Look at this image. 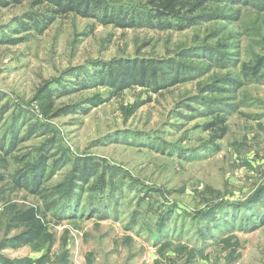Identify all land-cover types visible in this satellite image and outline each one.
<instances>
[{
	"label": "rangeland",
	"instance_id": "rangeland-1",
	"mask_svg": "<svg viewBox=\"0 0 264 264\" xmlns=\"http://www.w3.org/2000/svg\"><path fill=\"white\" fill-rule=\"evenodd\" d=\"M102 1L183 12L171 9L172 0ZM207 9L226 18L176 31L121 28L69 12L38 32L16 25L42 11L34 0L0 5V108L13 105L0 116V131L5 146L18 136L9 156L0 155V172L36 168L46 152L65 166L45 186L67 191L87 168L80 199L107 203L100 216L58 222L49 213L41 235L1 250L0 264H264V224L243 230L237 213L204 215L215 202L233 205L264 185V82L244 76L255 64L264 68V14ZM195 44L219 53L203 50L210 60L181 54ZM171 57L195 76L155 89L106 84L107 62ZM239 75L242 84L230 80ZM204 99L221 107L223 121L200 113ZM12 113H21L17 125ZM14 155L27 160L19 164ZM10 198L39 201L23 190ZM253 210H237L243 224Z\"/></svg>",
	"mask_w": 264,
	"mask_h": 264
},
{
	"label": "trees",
	"instance_id": "trees-1",
	"mask_svg": "<svg viewBox=\"0 0 264 264\" xmlns=\"http://www.w3.org/2000/svg\"><path fill=\"white\" fill-rule=\"evenodd\" d=\"M21 1L22 0H0V5L20 3ZM34 2L42 11L28 12L23 16L22 20L16 22V25L22 29L26 27L28 29V27L31 26V28L38 30V32L49 25L51 21H54L56 17L69 12L84 17L95 18L99 23L112 24L113 26L121 28L148 27L156 30L175 29L176 31L192 26L195 27L205 20L213 21L226 18L221 11L211 14L207 9L208 3H212L220 8L236 10L251 9L256 10L257 13L264 14V0H172L174 4L170 6L171 9L172 7L176 9L175 7L177 6L178 10H183V12L176 11L177 13L168 12L167 9H155V7H152L153 4L147 5L148 7L146 5L143 7L132 5L123 7L116 2L109 3L103 2L102 0H99L94 6H88L89 0H82L86 9L76 7L73 0H34ZM197 7L203 10L201 14L197 13ZM206 47L207 44H195L187 48L186 51H182L181 54L185 56L191 54L193 58L204 56L205 59L210 60L212 57L205 55L204 52H202L203 50L219 53L213 48L209 50ZM221 56L225 60H230L229 57H225V54H221ZM180 62L181 61L177 60L176 57H171L170 59H140L127 62L112 60L103 65L107 70L106 77L108 83L106 84L113 89L117 87L122 89L134 86H150L151 89H155L158 88V85H177L189 80L188 78L192 79L195 76L194 71L196 70L191 68V70H193L192 72H188L187 70L182 72L180 69L184 67V65ZM233 64H235V62H232V66L230 67H233ZM98 75L101 74L98 73ZM263 75V65L259 64H255L250 71L244 72L245 77H254V80L258 82H264ZM241 78L242 77L239 75L234 79L230 78V80L240 85L243 83L242 79L244 77ZM100 79L101 78L98 80ZM204 102L203 111L200 113L205 115H217L216 117H219L220 121H223V118L219 116L221 107L216 106L214 103L208 104L207 99H204ZM12 107L13 105L5 103L0 108V116L8 112L11 113ZM226 107L227 109L230 107L232 108V105L227 104ZM227 109L224 110V112H227ZM20 118L21 113L13 114L14 125L19 123ZM1 134L2 136L4 134L2 130L0 131V155L9 156L8 154L11 152L13 145L17 143L18 136L13 138V144L10 147L8 144L5 146L6 139L3 137L1 138ZM51 149H53V147ZM45 153L46 152H44L36 168L27 171L16 169L7 175L0 172V212L4 211V214L7 215L3 231V236L5 237L0 241V251L5 248L22 246L39 237L46 226V215L49 213L54 219L61 222L62 219H71L78 215L87 216L97 213L98 216H100L102 212L98 207H106L107 203L102 205L100 202H93L90 198L94 199V196L80 199V190H82L80 181L86 180L84 174L87 168H82L78 171V174L74 175V178L70 179L67 191L65 188L62 190L58 189V186H45L44 183L55 175L60 168L65 166V161L63 160L59 162L57 160L49 162V155ZM12 157L16 159L19 164L27 160L26 157L22 158L17 155ZM109 182L111 185L112 180ZM19 190L33 194L35 197H38L39 201L17 204L12 202L10 194ZM112 190H115V186H111L110 191L112 192ZM251 207L255 210H253L254 213L252 212L251 214L253 217L247 218L246 223L243 224V219L241 220V215L243 214L238 213L237 210L242 211ZM217 213L219 215L225 213L228 214L227 216H232L237 213L238 216H240L238 220H236L239 222L237 226L243 230H250L264 224V185L245 200L238 201L233 205L222 201L215 202V204H212V206L204 211V215H206L207 218H213L215 217L214 214ZM195 220H198V218ZM224 226L229 228L232 226V223L228 222V224ZM12 231L16 232L11 235ZM210 233L211 232L207 231V237L210 236ZM0 261H4L1 256Z\"/></svg>",
	"mask_w": 264,
	"mask_h": 264
}]
</instances>
